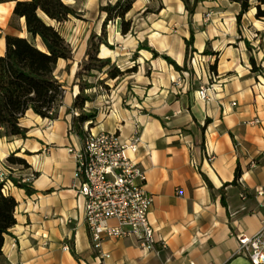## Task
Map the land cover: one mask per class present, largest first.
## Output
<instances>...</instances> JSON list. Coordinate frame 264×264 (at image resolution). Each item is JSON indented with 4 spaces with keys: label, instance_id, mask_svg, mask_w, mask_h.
Here are the masks:
<instances>
[{
    "label": "crops",
    "instance_id": "obj_1",
    "mask_svg": "<svg viewBox=\"0 0 264 264\" xmlns=\"http://www.w3.org/2000/svg\"><path fill=\"white\" fill-rule=\"evenodd\" d=\"M116 1L66 4L81 13L87 25L95 26L98 20L101 30L106 16L100 6ZM15 6L0 3V57L6 54L8 36L29 38ZM240 10L230 0H198L190 16L182 0H137L127 15L133 32L122 35L120 20L108 29L112 49L101 46L99 57L111 59L124 72L129 69L127 59L138 53L133 61L151 74L136 82L126 81L130 77L125 74L120 82L109 80L113 85L105 82V91L100 86L91 90L96 92L94 101L86 109L98 112L91 131L118 132L124 141L138 131L139 150L127 154L146 173L147 190L154 198L149 218L158 243L157 252H150L136 239L107 240L103 252L110 257L103 261L90 242L70 153L81 146V139L70 132L68 110L80 92L74 82L89 36L77 46L66 38L73 60L58 62L56 74L67 85L58 118L51 121L28 111L21 120L28 138L0 139V185L18 203L17 224L5 237L0 264H251L238 254L236 236H255L264 221V195L256 192L264 188V20L256 19L253 4L239 26ZM48 22L59 29L64 25ZM191 32L196 58L205 50L215 54L205 56L210 65L217 63L219 89L208 102L197 98L198 90L189 92L181 77L188 72L180 74L149 51L138 52L140 45L149 46L183 66ZM251 58L258 72L252 71ZM255 119L259 123H252ZM11 155L25 159L28 168L8 163ZM238 167L242 176L232 185ZM11 178L28 183L34 193L16 187Z\"/></svg>",
    "mask_w": 264,
    "mask_h": 264
},
{
    "label": "trees",
    "instance_id": "obj_2",
    "mask_svg": "<svg viewBox=\"0 0 264 264\" xmlns=\"http://www.w3.org/2000/svg\"><path fill=\"white\" fill-rule=\"evenodd\" d=\"M67 0H0L4 2H16L14 14L16 17L24 18L29 38L10 37L6 38L7 50L3 57H0V139L8 140L13 138H28V130L21 126V120L28 111L43 119L54 121L58 118V109L63 103L66 93V85L60 81L56 74L60 60H73V50L60 29L49 24L48 21L62 25L71 18L80 19V13L66 4ZM137 0H117L115 3L100 6L101 14L106 17L102 24L101 33H92L88 41V49L85 59L76 73L74 85H78L80 92L75 97L68 114H72L70 132H74L80 139L85 133V125L91 129L97 119L98 112L95 109H86L88 103L94 101L89 91L100 86L108 88L105 82L118 79L125 74H130L132 69L121 71L111 59L99 57L101 46L112 48L108 42L107 27L116 20L121 21V33L127 35L133 32V22L127 19ZM189 15L195 12L198 0L193 1V8L189 7V0H182ZM241 6L237 16L238 25L255 4L257 9L256 19L264 20V0H230ZM195 36L191 32L188 40H185L186 54L183 66H180L172 57L167 54H160L149 46L140 45L138 52L142 50L153 54V59L161 58L172 66L179 73L190 72L192 58L197 52L194 48ZM138 53L134 54L137 57ZM204 56L215 55L205 50ZM252 71L258 72L254 58H251ZM69 69V66L66 70ZM208 70L213 74L217 73V63L210 65ZM97 73L106 75V79L97 85L90 81ZM87 77V79H86ZM78 112L75 116L73 113ZM210 121L207 120L206 123ZM7 162L28 168L25 159L11 155ZM242 176L240 167L235 173V180L232 185L237 184ZM14 185L33 194L28 183L22 180L11 178ZM211 189L213 187L210 185ZM223 187L220 190L222 200L225 198ZM3 186L0 185V255L4 246L5 237L10 235L11 230L16 226V208L18 203L12 196L3 193ZM75 256V251L71 249Z\"/></svg>",
    "mask_w": 264,
    "mask_h": 264
},
{
    "label": "built area",
    "instance_id": "obj_3",
    "mask_svg": "<svg viewBox=\"0 0 264 264\" xmlns=\"http://www.w3.org/2000/svg\"><path fill=\"white\" fill-rule=\"evenodd\" d=\"M209 17L207 15L206 19ZM205 58L194 56L193 66L205 71ZM209 73L208 81L200 85L196 93L203 102L210 101L212 94L216 97L219 90L216 76ZM73 114L79 115L78 112ZM252 123L259 121L255 119ZM140 144L138 131L124 141L118 132L95 134L85 125L81 146L70 149L76 161L78 193L85 201L90 242L101 261L110 257L103 252V243L112 239H136L145 250H157L156 230L149 218L154 198L147 190L145 171L127 154L129 150L137 153ZM1 177L3 181L4 175ZM256 192L263 196L264 188ZM241 198L246 200L247 195L242 193ZM236 239L239 255L251 264H264V221L255 236L237 235ZM162 242L166 248V243Z\"/></svg>",
    "mask_w": 264,
    "mask_h": 264
},
{
    "label": "rangeland",
    "instance_id": "obj_4",
    "mask_svg": "<svg viewBox=\"0 0 264 264\" xmlns=\"http://www.w3.org/2000/svg\"><path fill=\"white\" fill-rule=\"evenodd\" d=\"M192 6V2H190V9ZM94 11V10H93ZM92 11V12H93ZM99 12H100V8H99ZM101 14V12H100ZM81 18L80 19H75L72 18L71 23H67L64 24L62 26V28H60V32L62 33V35L66 38H68L69 40L72 39V43L73 45L77 46L80 45L87 36H91L92 33H97L98 35L101 33V30L99 29L98 26V20L96 21L97 24L95 26L92 25H87L86 21L82 18V14L80 13ZM95 14L94 16H92V14H90V17L95 18ZM81 22H85V23H81ZM113 23H110L109 26L107 27V30L112 27ZM112 49V48H109ZM138 56V55H137ZM204 56V55H203ZM131 58H128L126 61V66L129 67V69H132L130 74L127 75V77H130V80H126L128 82H136L138 77L140 76H150L151 72L148 70V68L146 67L145 69H140L139 66L137 65L136 62L133 61L132 58H134V56H130ZM206 62L204 63V70H202V68L200 66L198 67H194L193 63L191 61V65L190 68L192 69V73H188L187 76L181 74L182 79L185 80L186 84L188 85V90L189 92L195 94V92L199 89L200 85L203 84V82L205 80L208 79V76L210 75V71L208 70V67L210 66L211 60L210 58H205ZM84 61V60H83ZM83 63V62H82ZM82 63L80 65H82ZM113 63V62H112ZM161 73V72H159ZM87 79V77H86ZM106 79V76H104V74L102 73H97L96 76L94 78H91L90 81H92L93 83L99 85L100 81ZM124 80V78H119L118 82ZM160 80V79H158ZM109 84L113 85V83L111 81H107ZM179 82V79H177V82ZM184 84V83H183ZM66 85V84H65ZM67 86V85H66ZM101 91H105V86L103 85V88ZM90 95L93 96L94 93L93 91H89ZM90 110V109H88Z\"/></svg>",
    "mask_w": 264,
    "mask_h": 264
}]
</instances>
